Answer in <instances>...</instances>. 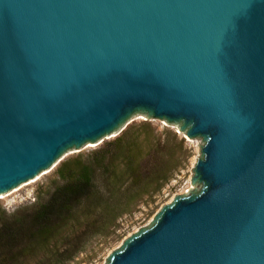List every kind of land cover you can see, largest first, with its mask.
I'll return each mask as SVG.
<instances>
[{
  "label": "water",
  "instance_id": "obj_1",
  "mask_svg": "<svg viewBox=\"0 0 264 264\" xmlns=\"http://www.w3.org/2000/svg\"><path fill=\"white\" fill-rule=\"evenodd\" d=\"M154 120L203 157L108 264H264V0H0V202Z\"/></svg>",
  "mask_w": 264,
  "mask_h": 264
},
{
  "label": "trees",
  "instance_id": "obj_2",
  "mask_svg": "<svg viewBox=\"0 0 264 264\" xmlns=\"http://www.w3.org/2000/svg\"><path fill=\"white\" fill-rule=\"evenodd\" d=\"M149 128H130L86 156L62 161L46 199L12 213L0 205V264H66L146 195L162 191L188 150L175 131L163 138Z\"/></svg>",
  "mask_w": 264,
  "mask_h": 264
},
{
  "label": "rangeland",
  "instance_id": "obj_3",
  "mask_svg": "<svg viewBox=\"0 0 264 264\" xmlns=\"http://www.w3.org/2000/svg\"><path fill=\"white\" fill-rule=\"evenodd\" d=\"M147 124L151 126L149 128L150 134L155 133L164 138L166 132L172 130L180 137H184L185 148L188 152L180 156L183 159L182 165L174 171L173 177L162 191L151 196L146 195L131 213L123 215L118 220V225L112 232L107 235L95 236L83 251L79 252L73 260L66 264H108L114 251L122 249L127 239L133 235L153 226L162 208L171 202L176 194L184 192L191 186V179L195 174L197 161L203 157L202 148L205 145V139L202 136L186 137L184 133L179 132L181 124L157 120ZM138 129L140 130V127L134 130L137 131ZM116 137L94 143L79 154L86 156ZM56 170L7 201L0 202V205L8 213H12L22 206H30L39 199H46L57 185ZM195 187L197 190H201L203 184L197 182Z\"/></svg>",
  "mask_w": 264,
  "mask_h": 264
},
{
  "label": "built area",
  "instance_id": "obj_4",
  "mask_svg": "<svg viewBox=\"0 0 264 264\" xmlns=\"http://www.w3.org/2000/svg\"><path fill=\"white\" fill-rule=\"evenodd\" d=\"M186 191V190H185Z\"/></svg>",
  "mask_w": 264,
  "mask_h": 264
}]
</instances>
